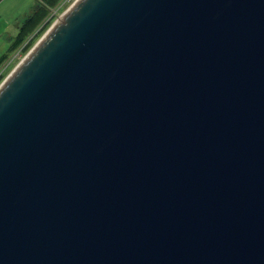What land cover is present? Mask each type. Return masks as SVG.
Here are the masks:
<instances>
[{"label":"water","instance_id":"obj_1","mask_svg":"<svg viewBox=\"0 0 264 264\" xmlns=\"http://www.w3.org/2000/svg\"><path fill=\"white\" fill-rule=\"evenodd\" d=\"M0 264H264V0H77L0 85Z\"/></svg>","mask_w":264,"mask_h":264},{"label":"crops","instance_id":"obj_2","mask_svg":"<svg viewBox=\"0 0 264 264\" xmlns=\"http://www.w3.org/2000/svg\"><path fill=\"white\" fill-rule=\"evenodd\" d=\"M35 1L38 2L34 4V0H0V60L9 53L23 23L35 13L41 0ZM29 11L31 14H28ZM14 55L0 69H6Z\"/></svg>","mask_w":264,"mask_h":264},{"label":"trees","instance_id":"obj_3","mask_svg":"<svg viewBox=\"0 0 264 264\" xmlns=\"http://www.w3.org/2000/svg\"><path fill=\"white\" fill-rule=\"evenodd\" d=\"M63 0H41L40 4L36 8L35 13L28 17V19L23 23L22 27L20 28V32L16 39L14 40L12 46L9 49V53L5 55L0 60V68L7 62H9L14 55L20 48L23 46V52L27 53L31 47L32 43H27V39L35 32L37 28H40L43 23L48 19L49 14L52 10H55ZM51 10V11H50ZM43 32V30L41 31ZM4 78V73L0 76V84L2 83Z\"/></svg>","mask_w":264,"mask_h":264},{"label":"rangeland","instance_id":"obj_4","mask_svg":"<svg viewBox=\"0 0 264 264\" xmlns=\"http://www.w3.org/2000/svg\"><path fill=\"white\" fill-rule=\"evenodd\" d=\"M38 1L34 0V4ZM72 5L70 3L69 5H59L55 10H50L51 13L48 16V19L43 23V25L40 28H37L35 32L27 39L28 43H32L31 49L41 40V38L47 33L49 29L59 20L60 17L69 9V7ZM28 14H31V11H29ZM43 30V32H41ZM31 49L27 53H23V57L20 59L14 58L12 63L6 68L4 72V78L2 83L8 78L13 71L16 69V67L19 65V63L27 56V54L31 51ZM1 83V84H2ZM0 84V85H1Z\"/></svg>","mask_w":264,"mask_h":264},{"label":"built area","instance_id":"obj_5","mask_svg":"<svg viewBox=\"0 0 264 264\" xmlns=\"http://www.w3.org/2000/svg\"><path fill=\"white\" fill-rule=\"evenodd\" d=\"M75 1L77 0H63L61 5H69L70 3H74ZM28 43V42H27ZM25 46H23L22 48H20L14 55L13 59L16 58V59H20L23 57V49H24ZM12 59V61H13ZM12 61L8 64V66L12 63ZM8 66L6 68H8ZM5 68L3 69H0V76L5 72Z\"/></svg>","mask_w":264,"mask_h":264}]
</instances>
